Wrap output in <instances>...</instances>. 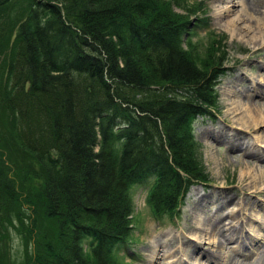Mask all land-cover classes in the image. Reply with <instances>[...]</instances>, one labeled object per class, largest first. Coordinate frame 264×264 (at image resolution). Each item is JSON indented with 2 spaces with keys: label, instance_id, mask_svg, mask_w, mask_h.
<instances>
[{
  "label": "trees",
  "instance_id": "trees-1",
  "mask_svg": "<svg viewBox=\"0 0 264 264\" xmlns=\"http://www.w3.org/2000/svg\"><path fill=\"white\" fill-rule=\"evenodd\" d=\"M190 8L0 0V222H18L27 264H124L132 187L161 219L206 182L192 124L216 111L223 63L216 41L190 43Z\"/></svg>",
  "mask_w": 264,
  "mask_h": 264
},
{
  "label": "rangeland",
  "instance_id": "rangeland-1",
  "mask_svg": "<svg viewBox=\"0 0 264 264\" xmlns=\"http://www.w3.org/2000/svg\"><path fill=\"white\" fill-rule=\"evenodd\" d=\"M238 1V0H233ZM191 6L190 10L200 9L194 17L191 16L190 29H193L194 35L190 43L197 49V54L202 56L203 51L209 46L212 41H216L215 51L218 59H221L223 65L221 67V75L216 82V111L210 117H198L192 124L194 142L198 149V156L206 176V182L194 183L185 194L183 202L181 203L178 212L173 217L164 216L161 219H156L151 213L147 205L146 198L148 188L145 183L136 184L132 187V199L134 205V228L131 235V241L126 248V255L122 259L124 264H156L149 261L154 246L163 244L164 242L173 241L171 248L178 249L176 259L179 261L187 260L186 251L187 246L181 242L180 235L186 233L187 228L191 223L195 225L192 220L191 208L194 202V191L198 190V197L202 196L210 199L207 205L214 204L215 201L221 200L224 196L223 191L229 193L230 201L222 205L221 210L231 209L241 197L239 193L231 186H233L242 175L246 176L258 174L264 171V164L257 161L256 167L246 165V158H238V152H231L227 150L226 145L218 142H213L202 136L203 131L214 132L223 128L228 132L229 126L237 128L236 124H232L236 118L240 117L244 108L248 106L243 104L241 97L232 94L228 85L233 80L237 79L235 87L237 91H244L247 96H250L249 103L251 107H258L264 104V99L255 97L253 95L251 81L256 79L264 82L257 65L263 62L264 51L261 50L263 46L261 40V33L264 29V0H251L250 5L256 10V14L252 18L245 16L241 22V26L247 29L248 36L241 38L234 36L230 31V23L240 15L238 8L231 12L226 17H218V11L223 5L218 0H188ZM188 6L186 3L181 5ZM224 6V5H223ZM182 10V11H181ZM175 9L177 13L185 14L186 10ZM222 21H220V20ZM200 21V22H199ZM196 24V26H195ZM6 56L4 53L0 54V82H3L5 77L4 61ZM1 111V109H0ZM243 115V114H242ZM226 125V127H224ZM236 125V126H235ZM245 129H243L244 131ZM246 135L249 133L255 136L258 132L254 130H245ZM264 146V143H261ZM1 152V150H0ZM3 152V151H2ZM4 156H2L3 158ZM222 187V188H221ZM217 188V189H216ZM250 189L247 193L249 202L255 205V210L251 211L252 217L256 220L246 227L250 233H254L259 221H264V194L256 193ZM207 209V208H204ZM25 214L27 210L25 207ZM203 211L197 216L200 220L205 218ZM0 222V257L5 264H27L26 259L28 252L31 253L30 243L21 235L19 231V224L16 220L10 223ZM3 223V224H2ZM2 224V225H1ZM188 237L193 238V233L187 234ZM194 236L196 234L194 233ZM171 239V240H170ZM29 244H26V242ZM233 245V244H229ZM147 247H150L148 249ZM208 248L207 244H200L195 249L194 257L189 262L195 263L197 252L205 251ZM234 247H227L223 250L225 257H232V250ZM28 250V252H27ZM122 255V254H121ZM170 256V255H169ZM164 258L162 264L171 263L175 258ZM237 258V257H236ZM235 259V257H234ZM231 260L230 264H241L240 260ZM204 264V263H202ZM244 264H254L246 262ZM264 264V262H263Z\"/></svg>",
  "mask_w": 264,
  "mask_h": 264
},
{
  "label": "bare ground",
  "instance_id": "bare-ground-1",
  "mask_svg": "<svg viewBox=\"0 0 264 264\" xmlns=\"http://www.w3.org/2000/svg\"><path fill=\"white\" fill-rule=\"evenodd\" d=\"M223 5L218 11V17H226L233 12L236 7L240 12V15L236 16L230 23V31L234 36L246 38L248 31L241 26V22L245 16L252 18L256 14V10L250 5L251 0H218ZM220 20V19H219ZM222 21V20H220ZM261 33V40L263 46L261 50L264 51V29ZM260 70L262 79H264V57L263 62L257 65ZM237 79L233 80L228 87L232 94L241 97L243 104L248 107L244 108L240 117L236 118L232 124H236L238 127H230L228 132H225L223 128L214 132L203 131L202 136L207 139H211L213 142H218L226 145L227 150L231 152H238L239 160L242 157L246 158V165L250 167H256L257 161L264 164V104L258 107L249 106L250 96H247L244 91H237L235 87ZM251 87L253 95L264 99V82L253 79L251 81ZM235 125V126H236ZM226 127V125H224ZM254 130L258 132L255 136L245 134V130ZM264 167V166H263ZM222 188V187H221ZM231 188L235 189L240 194L239 200L233 203L231 209L221 210L222 205L231 200L229 193L223 191L224 196L221 200H217L212 205H207L210 199L207 197L199 196L198 190L194 191V202L191 208L192 220L196 221L195 225L191 223V226L187 228L186 233L180 235L181 242L187 246L186 255L187 260H191L194 257L195 249L200 244H207L208 248L204 251L197 252V258L195 263L187 260L179 261L176 259V255L179 253L178 249L171 248V241L164 242L154 246L152 255L149 259L151 263L162 264L161 261L169 256L175 258V261L166 264H230V261H235L244 264L251 262L254 264H263L264 262V221H259L257 224L256 231L250 233L246 227L255 220L251 214V211L255 210V205L249 202L247 193L250 189L254 191L259 190L256 193L264 194V171L260 175L253 174L246 176L242 175L239 181H237ZM217 189V188H216ZM207 208V209H204ZM264 210V206L262 207ZM206 216L200 220L197 216L200 212ZM256 221V220H255ZM193 233V238L188 237L187 234ZM194 233L196 236H194ZM233 244V245H229ZM234 247L232 250V257H225L223 250L227 247ZM150 249V247H147ZM237 257V258H236Z\"/></svg>",
  "mask_w": 264,
  "mask_h": 264
}]
</instances>
